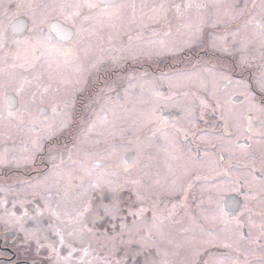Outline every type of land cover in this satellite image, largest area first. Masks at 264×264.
I'll list each match as a JSON object with an SVG mask.
<instances>
[{
	"label": "flooded vegetation",
	"instance_id": "1",
	"mask_svg": "<svg viewBox=\"0 0 264 264\" xmlns=\"http://www.w3.org/2000/svg\"><path fill=\"white\" fill-rule=\"evenodd\" d=\"M260 1L264 0H0V127L4 128L0 130V264H30L18 259V222L9 225L10 216L4 213L5 209L9 207L18 220V210L22 212L18 206L20 198L24 197V212H27L28 191L37 193L36 188L46 189L55 179L60 180L54 185L60 192L53 194L54 199H67L64 197L71 186L95 191L90 203L83 198L79 200L80 206L73 208L78 212L75 221L81 220L76 224L71 217L66 218L65 209L60 219L56 203L52 204L56 208L49 207L51 204L30 203L33 210L37 206L38 212H44L45 216H51L49 210L55 209L56 226L65 227L63 222L76 225L71 233L78 231V234L70 238L86 230V213L93 205L97 214L92 227L96 234L117 237V231L123 229L116 225L119 214L104 213L103 202L120 205L119 189L130 190L133 186L137 190L141 189L137 188L138 184L144 186L141 189L144 197L140 198L139 194L134 197L136 192H130L126 199L123 214L127 219L126 232L119 234L121 250L116 252L121 254V260L130 257L135 262L140 258L138 254H130L135 244L132 241L136 239L132 237L135 218L140 214L144 220L135 234L146 244L143 253L146 264L152 262L151 253L155 252L158 260L154 261L167 264V248L195 253L189 264H264V193L260 187L264 176L253 169L251 174L257 181L251 185L227 178V187L231 188L217 203L198 197L197 177L202 172L208 173L207 166L202 171L199 169V162L206 163L207 146H200L198 119L194 114L178 123L179 113L172 109L161 112L157 131L166 130L168 134L160 144L149 138L150 129L143 125L136 129L129 119L131 136L126 139L125 151L104 155L100 148L99 158L91 162V168L84 165L85 171H71L66 166L76 153L69 149L73 136L90 124L106 123L104 118H110L99 115L102 104H112L125 93H132L133 89L125 87L134 79L151 85L150 78L193 74L200 66L204 67L199 54L218 57L216 51L209 52L211 45H235L229 40L236 34L246 35L247 15L253 13ZM90 4L96 6L89 7ZM103 44L108 45L107 50L98 54L96 51ZM150 46L160 54L150 51ZM225 53L223 57L229 58L230 54ZM260 60L264 61L262 58L256 61ZM255 64L256 70L263 74L262 63ZM246 72H238L235 77L245 78ZM167 88L160 87V93ZM255 91L259 96V90ZM25 92L75 94L72 98L75 110L67 107L63 110L69 115L67 127L70 128L66 127L63 134L55 133V111L50 103L59 104L58 100L39 103L24 116L21 95ZM62 109L60 105L57 107L56 116ZM36 123L41 128L44 123L52 125L46 138L40 141L31 139L39 131ZM23 124L28 129V138L22 134ZM238 143L242 150L250 147L248 141ZM57 146L63 149L58 151ZM218 153L216 160L229 177L231 161L223 151ZM64 178L72 179L64 181ZM20 188L23 192L18 198ZM155 189L160 192L158 199L151 197ZM228 195L236 197L225 206ZM87 204L93 205L85 209ZM214 210L220 213L219 220L212 217ZM121 227H125L124 222ZM156 235L159 246L157 251H150L148 245ZM124 237L128 242L123 241ZM197 237L205 239L202 245L197 243ZM101 240L95 249L96 264H110L103 261V252L109 249L102 247Z\"/></svg>",
	"mask_w": 264,
	"mask_h": 264
},
{
	"label": "rangeland",
	"instance_id": "2",
	"mask_svg": "<svg viewBox=\"0 0 264 264\" xmlns=\"http://www.w3.org/2000/svg\"><path fill=\"white\" fill-rule=\"evenodd\" d=\"M263 6L264 1L258 2L253 8V13L247 15V23L245 22L247 32L245 36L236 34V36L231 37L229 41L236 43L235 45H211V49H208L209 52L216 51V53L219 54L218 57L211 58L205 56L204 53H200L199 55L201 56H199V58L203 60L205 66H200L193 74L180 75L177 77L150 78L152 81L151 85L150 83L134 79L132 83L127 84L125 87L133 89L132 93H125L123 98L116 99L112 104H102L99 109V115H102L103 118L105 115H109L110 118H108V120L104 118V120L107 121L106 123L100 122L92 125L90 124L88 127H85L86 129L84 128V131L80 132L78 136L76 134L73 136V142L70 144L69 149L76 153H74L70 161L66 163V166H68L71 171H85V169H83L85 167L84 165H88L87 167L91 168V162L99 158L97 152L100 151V148L105 151L103 153L104 155L107 153L112 155L114 153L117 154L119 151H125L127 149L126 139L131 136L129 126L127 125L129 119L134 121L131 122L136 124V129H141L142 125L145 126L147 130L150 129V135L153 137L149 135V138L157 140V144H160L164 135L168 134L166 130L161 132L157 131V122H160L162 117L160 113H166V111L172 109L180 115L179 119H177L178 123L183 121L180 120L181 118L189 117L191 114L197 116L198 141L200 146L203 144L207 146V150H205V153H207L205 158L206 163L203 164L199 162V169L201 170L207 166L208 168L206 170L208 173L202 172V175H198L197 177L196 183L199 188L197 191L198 197L208 200L211 199L214 203H217V200L223 197V194L231 188V186L227 187V178H229L231 182L242 180L251 185L253 182L257 181L254 180L255 178L253 179V173L251 174L253 169L260 171L264 176V72L261 74L260 69L256 70L255 64V62L258 64L262 63L261 69L264 70V61H256L261 58L264 60ZM106 46L108 45H101L96 52L98 54L101 52L105 53L107 50ZM227 49L228 52L226 51ZM150 51L155 52L157 55L160 54L158 49L152 48L151 46ZM167 52L169 53V49ZM194 52L202 51L194 50ZM225 52L230 54L229 58L223 57ZM199 64L201 65V62H199ZM244 70L247 71V75L244 76L245 78L235 77V74L241 71L244 73ZM155 82L157 83L155 84ZM42 85L47 86L46 84ZM162 86H168L164 93H160L159 90ZM255 90H259V96L257 95L258 92ZM73 95L75 94L71 92L50 94L25 92L21 95L24 116L30 114V109L35 108L39 103H48L53 100H58L57 102L60 101L59 104L50 103V105L55 111V118H53L55 133L63 134L66 132V129L70 128V126L67 127L69 115L63 110H65L64 108L66 107L67 110H75L72 104ZM234 96L243 97V99H241L243 102L239 103L241 100L234 102L232 99ZM59 105L63 109L56 116V109ZM41 111L42 109L40 108L38 114H40ZM24 116L23 118L26 119ZM64 118L66 119L64 120ZM23 122L25 123L27 121L24 120ZM44 124L45 125L41 128L39 127L40 125L36 123L35 127L38 126L39 131L31 137L32 140L40 141L46 138L48 134L47 129L51 128L52 125ZM22 128V134L25 138H28L29 134L28 129H26V124H23ZM0 130L3 131L4 128L0 127ZM238 141L240 143L248 141L250 147L242 150L237 147L239 144ZM101 142H103V144ZM136 147L139 148V145H136ZM61 149L63 148L56 147L58 151H61ZM141 149L140 147L139 150ZM154 149L158 150V147L154 146ZM221 151H223L231 161L232 169H230L231 173L228 175L229 177L224 174L221 170V166L216 160V156L219 154L218 152ZM71 160H73V163H71ZM240 163L243 164L241 167H239ZM56 167L57 166H55L54 169L58 170ZM87 175L89 174L87 173ZM90 175L93 177L95 174L92 173ZM67 179L71 181L72 178H64V181ZM51 181L54 184L49 185L46 189L36 188L37 193L28 191L30 193H28L26 197L29 198L27 205L30 207H27V212H24L26 208L23 201L24 197L20 198L23 190H21V188L20 190L18 189V198H20L18 206H21L22 210V212L18 210V220L17 216L10 211L9 207L4 211L6 215L10 216L8 219L9 225H17L15 222H18V251L20 255L18 259H24L30 264H96L98 259L96 258L95 249L99 239L103 238V240H101L102 247L109 249L108 252H103L108 257L107 259V257L103 255L104 262L110 264H146V257L143 254L146 244L139 234H135L136 230L141 227L142 220H144L142 219L143 216L140 214H137L138 217L135 218V231L132 237L136 239L132 241V243H135L133 253L132 251L130 252L131 255L138 254L140 258L135 262L129 259L130 257H123L121 260V254L116 253L121 250L119 247L120 242L118 241L119 234H121V231L126 232L127 219L123 217L126 199L130 192H136L134 197L137 194H139L140 198L144 197L145 192L142 191L144 188L142 184L137 185V188L141 187L142 190H136L133 186L130 189L131 191L129 189H119L120 205H111L106 201L102 204L104 213L107 212L108 215L115 213L119 214L116 225H119L118 229H123L119 230V232L117 231V237H104L101 235V238L99 233L96 234L95 228L92 227V219H94L97 214L96 208L93 204H87L85 209H87L89 205H93L86 213V223L88 226L86 225V230L84 228V232L80 236L70 238L71 235L76 236L78 234V231H76V233H71V230L76 225L69 226L67 222H63L65 227L61 224L56 226L55 224L58 219L56 218L55 209L49 210L51 216L47 214V216H45L43 215L44 212H38L37 206H34L36 210H33L32 204L30 203L51 204L48 206L54 208L57 206L56 209L59 212L60 219L63 217V210L65 209L67 213H69V216L66 213V218L71 217V219L75 221L78 212H74L73 208L80 206L79 200L83 198L89 199L90 203V201L95 198V191H91V188L85 190L78 188L74 189V187L71 186L67 196L64 197L67 199H54L53 194L58 190L54 185L60 180L55 179ZM87 182L90 183V180ZM202 182L207 183L209 187L207 185L200 186ZM260 187L262 193H264V184H261ZM83 191H85V194H83ZM26 193L27 190L24 192V196ZM159 193L157 189L152 190L151 197L158 199ZM56 196L58 195H54V197ZM134 197L133 199H135ZM85 202L88 203L87 201ZM54 203H56V206H52ZM67 203L68 205H66ZM211 215L215 220H219L221 217L217 210H214ZM80 221L78 220L74 223H80ZM123 222L125 227H121ZM156 230H158L157 227ZM62 239L63 242H61ZM182 239L183 238H178L176 240L180 241ZM196 239L198 241L197 243H200V245H202L203 240L205 241L202 237H197ZM123 241H127L126 237L123 238ZM232 242L239 244L235 241ZM117 245L118 247L116 249ZM77 246H81V248L85 247V252H83V249H78ZM158 246V235H156V239L151 240L148 247L150 251H157L156 248ZM167 250L166 254L169 261L167 264H189L196 256L193 252H177L169 250V248H167ZM155 258L158 260V253H151L150 259L152 262L150 264H160L157 260L154 261Z\"/></svg>",
	"mask_w": 264,
	"mask_h": 264
},
{
	"label": "water",
	"instance_id": "3",
	"mask_svg": "<svg viewBox=\"0 0 264 264\" xmlns=\"http://www.w3.org/2000/svg\"><path fill=\"white\" fill-rule=\"evenodd\" d=\"M233 101H240L242 98L240 96H234ZM236 196L234 195H228L225 200H224V205L229 206L232 203V199L235 198Z\"/></svg>",
	"mask_w": 264,
	"mask_h": 264
},
{
	"label": "snow or ice",
	"instance_id": "4",
	"mask_svg": "<svg viewBox=\"0 0 264 264\" xmlns=\"http://www.w3.org/2000/svg\"><path fill=\"white\" fill-rule=\"evenodd\" d=\"M89 7H95L96 5L95 4H90L88 5ZM52 26H50V29H51ZM38 39H47L46 37H38Z\"/></svg>",
	"mask_w": 264,
	"mask_h": 264
}]
</instances>
